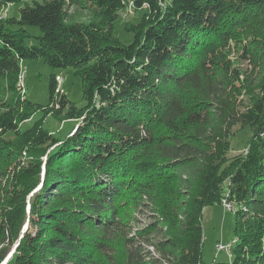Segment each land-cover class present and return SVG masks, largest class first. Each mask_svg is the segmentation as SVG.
Instances as JSON below:
<instances>
[{"label":"trees","instance_id":"16d2710c","mask_svg":"<svg viewBox=\"0 0 264 264\" xmlns=\"http://www.w3.org/2000/svg\"><path fill=\"white\" fill-rule=\"evenodd\" d=\"M40 58L74 68L85 105L56 73L47 104L22 97V62ZM49 116L78 122L59 137ZM237 124L253 134L231 157ZM224 198L237 242L212 264H264V0H0V264H206L203 210Z\"/></svg>","mask_w":264,"mask_h":264},{"label":"rangeland","instance_id":"374dc122","mask_svg":"<svg viewBox=\"0 0 264 264\" xmlns=\"http://www.w3.org/2000/svg\"><path fill=\"white\" fill-rule=\"evenodd\" d=\"M24 6V2H16L7 7L3 16H18L20 7ZM69 14L74 20H80L87 22L90 19V12L79 7H71ZM139 20V14L129 7L128 10L122 13L119 20L116 22V33L125 42L130 43L133 39L131 32L125 30V24L129 21L136 23ZM29 30L39 35L41 34L40 28L36 26L28 27ZM235 55V56H234ZM236 64L242 69L241 80L244 79V72L246 69H250L252 66L249 65L248 61L239 62L236 60L237 55L233 54ZM240 60V59H239ZM21 76L24 84L19 86V91L22 97H27L31 101L40 104H47L49 102V79L52 73L58 74L56 79L58 81V87L62 88L67 94L68 98L76 106L81 107L85 105L86 99L84 97V88L82 78L75 73L73 67L67 68H54L43 61V59H26L22 62ZM26 74V75H25ZM241 82L238 83L240 87ZM259 89H246L242 90L241 93L235 95L236 110L243 112L248 110L259 94ZM41 112L34 113L31 119L24 123L23 129L31 126L32 123L39 119ZM78 121H65L57 120L53 116H49L45 120V127L51 132L55 133L59 137L65 136L71 131L77 124ZM233 135L231 136V149L229 155L235 156L240 153H246L247 146L252 137L253 130L250 126L241 128L240 124L233 127ZM230 182L227 180L224 184V189L229 192L228 186ZM228 203L231 204L227 207ZM235 203L230 202L227 199H223L222 204L215 203L207 205L203 210L202 215V228H203V246H202V259L206 264H212L214 262L228 261L231 260L230 247L227 250H218V244L229 243L234 244L237 242V235L235 233L236 224V213L234 211ZM137 218L141 221L140 226L150 222V219L142 214H137ZM136 224V223H135ZM25 224L24 228H26ZM135 225V230H137ZM134 231V230H133ZM88 234L87 231H85ZM90 235V234H88ZM95 236H97L95 234ZM10 254V253H9ZM9 257V256H8Z\"/></svg>","mask_w":264,"mask_h":264},{"label":"built area","instance_id":"2783aa9c","mask_svg":"<svg viewBox=\"0 0 264 264\" xmlns=\"http://www.w3.org/2000/svg\"><path fill=\"white\" fill-rule=\"evenodd\" d=\"M25 75H26V74H25ZM24 79H25V76H24ZM61 90H62V88H61ZM228 206H229V208L232 207L230 203H228L227 207H228ZM232 208H233V207H232ZM230 245H231V243H230V244H229V243H228V244H224V243L221 244V242H220V243L218 244V246H219L218 250L226 249L225 246H226V247L228 246V247H227V250H228L229 247H230Z\"/></svg>","mask_w":264,"mask_h":264},{"label":"bare ground","instance_id":"6f19581e","mask_svg":"<svg viewBox=\"0 0 264 264\" xmlns=\"http://www.w3.org/2000/svg\"><path fill=\"white\" fill-rule=\"evenodd\" d=\"M24 77V76H23ZM22 76H21V81H20V83H19V86L21 85V84H24V81H23V78ZM2 264H5V261L2 263Z\"/></svg>","mask_w":264,"mask_h":264},{"label":"water","instance_id":"95a60500","mask_svg":"<svg viewBox=\"0 0 264 264\" xmlns=\"http://www.w3.org/2000/svg\"><path fill=\"white\" fill-rule=\"evenodd\" d=\"M8 256L10 257V256H11V253H10ZM8 256L6 257V259H4V260L2 261V263L5 261V264H6L7 260L9 259ZM2 263H1V264H2Z\"/></svg>","mask_w":264,"mask_h":264}]
</instances>
